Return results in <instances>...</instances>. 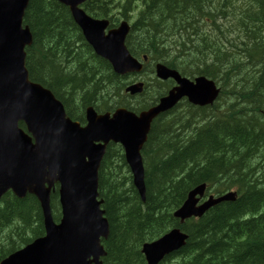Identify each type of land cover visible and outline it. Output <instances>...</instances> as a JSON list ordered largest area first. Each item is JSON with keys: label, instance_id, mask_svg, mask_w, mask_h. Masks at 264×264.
Masks as SVG:
<instances>
[{"label": "trees", "instance_id": "obj_1", "mask_svg": "<svg viewBox=\"0 0 264 264\" xmlns=\"http://www.w3.org/2000/svg\"><path fill=\"white\" fill-rule=\"evenodd\" d=\"M83 7L111 22L133 17L132 53H154L182 75H205L221 87L212 106L180 102L153 120L141 150L144 202L121 146L107 145L98 169L109 224L102 264H146L142 244L172 227L186 242L158 264H264V0H88ZM23 21L32 35L29 77L71 119L83 122L88 105H125L124 81L93 52L65 6L29 0ZM199 183L206 194L234 190L236 198L180 223L172 212ZM43 232L34 199L10 192L0 199V259Z\"/></svg>", "mask_w": 264, "mask_h": 264}, {"label": "water", "instance_id": "obj_2", "mask_svg": "<svg viewBox=\"0 0 264 264\" xmlns=\"http://www.w3.org/2000/svg\"><path fill=\"white\" fill-rule=\"evenodd\" d=\"M58 1L68 6L84 38L116 71L139 69L123 44L128 30L125 22L104 35L107 21L94 19L79 8L85 0ZM27 2L0 0V195L8 189L20 197L27 191L35 193L43 210L46 235L9 254L0 264H100L99 257L104 250L99 241L107 236L108 225L100 209L101 200L97 199V169L107 142L122 145L133 184L144 200L140 151L151 120L182 95L195 104H210L218 89L203 76L192 82L158 65L159 76H173L178 81L177 94L138 115L125 108L116 109L112 115L97 114L88 107L87 123L80 127L65 117L61 104L48 89L29 79L24 47L32 39L29 28L22 27ZM128 89L137 92L141 88L136 84ZM19 121L33 135L34 143L18 127ZM54 181L59 183L62 207L58 224L52 222L48 205V192ZM204 188L200 184L190 190L174 211V217L180 222L199 217L212 205L231 200L235 195L234 192L218 197L210 195L197 205ZM186 238L179 228H173L158 239L144 243L141 250L147 264H157L164 255L179 249Z\"/></svg>", "mask_w": 264, "mask_h": 264}, {"label": "bare ground", "instance_id": "obj_3", "mask_svg": "<svg viewBox=\"0 0 264 264\" xmlns=\"http://www.w3.org/2000/svg\"><path fill=\"white\" fill-rule=\"evenodd\" d=\"M100 3V2H99ZM143 3V2H142ZM116 5V4H115ZM27 7V6H26ZM26 7H25V9H26ZM25 9H24V12H25ZM109 11V10H108ZM24 14V13H23ZM246 17V16H245ZM25 26H27V25H25ZM28 27V26H27ZM29 28V27H28ZM254 29V28H253ZM250 31V30H249ZM31 39H32V35H31ZM233 39V38H232ZM264 61V60H263ZM227 76V75H226ZM240 90V89H239ZM53 95V94H52ZM115 95V94H114ZM220 100V99H219ZM59 101V100H58ZM59 103L61 104V106H62V108L64 109V106H63V104L59 101ZM185 103V102H184ZM236 104V103H235ZM255 104H257V103H255ZM261 106V105H260ZM255 110H258V108L257 109H255ZM99 111V110H98ZM247 111V110H246ZM251 112V111H250ZM162 119V118H161ZM230 119V118H229ZM248 120V119H247ZM231 122V121H230ZM241 122V121H240ZM19 123H22L21 121H19L18 122V127L25 133V134H27V137H29L30 138V141H34L35 142V139L33 138V135L27 130V128H26V126L24 125V129L23 128H21L19 125ZM169 123V122H168ZM261 124V123H260ZM252 128V127H251ZM183 129V128H182ZM158 132H160V131H158ZM171 132V131H170ZM226 133V132H225ZM161 135V134H160ZM166 137V136H165ZM171 138V137H170ZM174 138V137H173ZM179 142V141H178ZM182 144V143H181ZM169 147V146H168ZM216 148V147H215ZM167 149V148H166ZM238 152V151H237ZM170 156V155H169ZM119 162V161H118ZM144 165V164H143ZM147 165V164H146ZM195 167V166H194ZM193 169V168H192ZM162 174V173H161ZM23 175L24 174H20V176L19 177H23ZM169 175V174H168ZM251 177V176H250ZM204 178V177H203ZM227 179V178H226ZM242 181V180H241ZM251 188V187H250ZM12 190V189H11ZM11 190H8L7 192H10L11 193ZM6 192V193H7ZM221 192V191H220ZM14 195V194H13ZM15 197H17V198H23V197H20V196H18V195H14ZM252 203V202H251ZM254 203V202H253ZM252 208H253V206H252ZM249 211H250V209H249ZM254 211V210H253ZM245 214V213H244ZM243 214V215H244ZM239 216V215H238ZM105 219L107 220V218H106V216H105ZM209 222V221H208ZM107 225H109L108 224V220H107ZM243 231V230H242ZM2 234V233H1ZM224 237V236H223ZM225 239V238H224ZM260 240V239H259ZM142 253V252H141ZM213 254V253H212ZM1 260L2 259H0V262H1Z\"/></svg>", "mask_w": 264, "mask_h": 264}, {"label": "rangeland", "instance_id": "obj_4", "mask_svg": "<svg viewBox=\"0 0 264 264\" xmlns=\"http://www.w3.org/2000/svg\"><path fill=\"white\" fill-rule=\"evenodd\" d=\"M116 11V10H115Z\"/></svg>", "mask_w": 264, "mask_h": 264}]
</instances>
